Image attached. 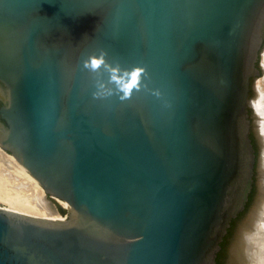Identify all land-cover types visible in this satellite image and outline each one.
Here are the masks:
<instances>
[{
  "label": "water",
  "instance_id": "water-1",
  "mask_svg": "<svg viewBox=\"0 0 264 264\" xmlns=\"http://www.w3.org/2000/svg\"><path fill=\"white\" fill-rule=\"evenodd\" d=\"M100 49L146 87L94 99ZM261 55L264 0H0V149L46 198L0 264H217L251 190L222 258L257 264Z\"/></svg>",
  "mask_w": 264,
  "mask_h": 264
},
{
  "label": "clouds",
  "instance_id": "clouds-1",
  "mask_svg": "<svg viewBox=\"0 0 264 264\" xmlns=\"http://www.w3.org/2000/svg\"><path fill=\"white\" fill-rule=\"evenodd\" d=\"M83 68L96 76V90L92 93L94 99H107L116 95L123 102L130 100L134 92H139L146 87L144 79L148 74L144 66L122 67L119 62L109 61L104 49L84 59ZM105 73L107 74L106 80L104 79ZM154 94L158 96L159 92H154Z\"/></svg>",
  "mask_w": 264,
  "mask_h": 264
},
{
  "label": "bare ground",
  "instance_id": "bare-ground-1",
  "mask_svg": "<svg viewBox=\"0 0 264 264\" xmlns=\"http://www.w3.org/2000/svg\"><path fill=\"white\" fill-rule=\"evenodd\" d=\"M262 61L264 65V55H263ZM259 87L263 91V94H262L263 96L261 95V100H260V112H261V119L262 118L264 119V84L263 85L261 84ZM261 122H264V120H261ZM261 127H262V133L264 134V124H261ZM0 154L5 155L3 149H0ZM8 158L10 162L14 164V155L9 156ZM15 166L17 167V170L19 169L20 173L23 174V176H25V180H27L26 181L27 189H30L31 194H33V197L31 196L32 199H21L22 197L21 198L13 197V194L12 196L11 195L6 196L5 194V197L3 195L4 198L3 197L2 198L9 204L8 205L9 207H7V210L16 212L19 214L29 215L32 217L45 218L44 211L38 206V201H37V199H46L43 186L34 184L32 176L27 172L26 169L19 168L17 165ZM46 218L54 219V220L65 219V217H61V216L46 217ZM255 242L257 244L258 264H264V236L259 237L257 240H255Z\"/></svg>",
  "mask_w": 264,
  "mask_h": 264
},
{
  "label": "rangeland",
  "instance_id": "rangeland-1",
  "mask_svg": "<svg viewBox=\"0 0 264 264\" xmlns=\"http://www.w3.org/2000/svg\"><path fill=\"white\" fill-rule=\"evenodd\" d=\"M263 59V55H261ZM259 86L264 84V76L258 78ZM263 91L259 87V97L261 100V95ZM263 96V95H262ZM261 120H264L263 118ZM3 153V152H2ZM17 170V167L10 162L8 157L0 154V207L6 208L9 207L8 203L3 199L6 196L13 194V197L21 199H32L33 194H31L30 189H27V180L25 176ZM30 192V193H29ZM19 193V194H18ZM4 195V197H3ZM10 196V197H11ZM32 196V197H31ZM3 197V198H2ZM3 199V200H2ZM258 264V260H257Z\"/></svg>",
  "mask_w": 264,
  "mask_h": 264
},
{
  "label": "trees",
  "instance_id": "trees-1",
  "mask_svg": "<svg viewBox=\"0 0 264 264\" xmlns=\"http://www.w3.org/2000/svg\"><path fill=\"white\" fill-rule=\"evenodd\" d=\"M252 142H253V144H254V146H256L255 145V142H254V140L252 139ZM253 192H254V190H251V192H250V194H249V199H248V202H247V204H246V207H245V209L235 218V219H233L232 220V222H231V225H230V227L228 228V232H227V234L224 236V238H223V241L221 242V249L219 250V252L217 253V257H216V262H217V264H224V261L226 260V257L225 258H222V254H223V252L227 249V241H228V239H230V235L232 234V231H233V228L235 227V224H236V221H237V219L242 215V214H244V212L247 210V208H248V206H249V204H250V202H251V200H252V194H253Z\"/></svg>",
  "mask_w": 264,
  "mask_h": 264
},
{
  "label": "flooded vegetation",
  "instance_id": "flooded-vegetation-1",
  "mask_svg": "<svg viewBox=\"0 0 264 264\" xmlns=\"http://www.w3.org/2000/svg\"><path fill=\"white\" fill-rule=\"evenodd\" d=\"M224 263L226 264V262L224 261Z\"/></svg>",
  "mask_w": 264,
  "mask_h": 264
}]
</instances>
